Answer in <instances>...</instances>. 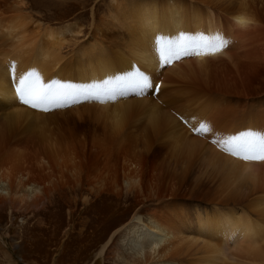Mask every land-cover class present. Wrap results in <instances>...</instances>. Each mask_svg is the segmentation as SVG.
I'll return each instance as SVG.
<instances>
[{"label": "bare ground", "instance_id": "1", "mask_svg": "<svg viewBox=\"0 0 264 264\" xmlns=\"http://www.w3.org/2000/svg\"><path fill=\"white\" fill-rule=\"evenodd\" d=\"M109 1L106 23L88 11L97 41L0 47V209L38 217L39 231L80 225L69 242L81 262L264 264V161L228 151L232 138L251 141L248 155L264 143V0ZM10 6L0 28L21 26L14 36L24 2ZM239 13L258 24L238 29ZM44 30L52 43L81 34L76 21ZM30 70L29 84L51 85L48 112L19 99ZM141 76L155 94H134Z\"/></svg>", "mask_w": 264, "mask_h": 264}, {"label": "rangeland", "instance_id": "2", "mask_svg": "<svg viewBox=\"0 0 264 264\" xmlns=\"http://www.w3.org/2000/svg\"><path fill=\"white\" fill-rule=\"evenodd\" d=\"M13 1L15 0H0V10L8 7L4 14L0 12L1 18L7 17L10 19L17 14L16 11L11 10L10 4ZM22 1L24 2L23 14L25 15V30L23 28L20 32L15 31L13 32L14 36H10V32L19 30L21 26L9 23L12 29L5 30L0 28L1 49L2 47L10 49L16 44H22L23 47L30 48L33 51L40 49L44 52H49L56 47H59L62 52L64 50L68 51L78 46L79 43L85 44L90 43V41H97L94 37L101 36L102 31L97 30L98 33H96L95 30L90 29L91 18H89L88 11L91 7L97 6L94 10L96 16L95 22L97 23H106L107 20H103L102 18H104V15L106 16L113 11L109 6L111 4L109 0ZM85 1L87 5L84 7L83 4ZM11 14L14 16H9ZM73 21H76L81 26V34L78 33L79 36L73 32L66 33L64 36L66 39L63 37L62 39L64 40L57 42V38H55L54 43L45 36V26L58 27L59 25L69 24ZM37 24H40L39 28H37ZM107 32L105 35H107ZM147 205L148 202L140 207V214H146V207H150V204ZM81 207L83 209L84 205L79 203L78 208ZM89 211L87 210L86 212H88V217H91L92 212ZM134 211L135 209L133 208L131 212L133 213ZM30 216V213L11 212L8 208L0 209V249H3L6 254L0 250V264H93L96 260L94 254L96 251L91 254L93 258L90 260L85 259L82 262L78 261V258L72 255L75 253L72 249L76 242L73 240V243H70L69 241H71V238L78 236L80 225L78 227L75 226L76 229L67 228V214L59 216L61 219L65 217L67 223L62 225L58 230H56L55 226L48 225L49 231H45L46 229L39 231L36 227H32L31 225L35 223L34 221L38 217L32 218ZM45 226L47 227V224ZM92 234L94 232L89 230L90 236L82 241V246L91 242ZM111 264L114 263L111 262Z\"/></svg>", "mask_w": 264, "mask_h": 264}, {"label": "snow or ice", "instance_id": "3", "mask_svg": "<svg viewBox=\"0 0 264 264\" xmlns=\"http://www.w3.org/2000/svg\"><path fill=\"white\" fill-rule=\"evenodd\" d=\"M227 41H223L222 44L214 43L210 45L211 51L214 54L219 51L222 46L227 45ZM185 55H200L199 51L195 52H186ZM177 59L180 57L177 56ZM15 66H12V71H14ZM35 70H30L28 73L17 75L16 79L19 81L20 87L16 88V92L19 96L20 101L27 106H30L32 109H40L41 111L48 112L49 109L47 107H41L42 105L48 104L51 102V97L53 96V91L51 85L49 83L40 80L35 86L28 83V77L33 75ZM129 84L132 89H135V95H146V94H155L158 91L159 86L149 80L147 76H141L139 79L130 78ZM116 96H124L125 92L120 91L115 93ZM183 122V118L181 117ZM200 131L208 132V130L200 128L198 130L194 129L193 134H199ZM239 141V142H237ZM218 143V141H215ZM229 143L233 145L231 149H229V154L232 156H237L238 153H245L240 158L243 160H259L264 161V143L260 146V154L259 155H248L247 153L252 148L251 141L247 139L240 138H232Z\"/></svg>", "mask_w": 264, "mask_h": 264}, {"label": "clouds", "instance_id": "4", "mask_svg": "<svg viewBox=\"0 0 264 264\" xmlns=\"http://www.w3.org/2000/svg\"><path fill=\"white\" fill-rule=\"evenodd\" d=\"M233 24L240 30H248L258 24L257 19L246 13H239L232 17Z\"/></svg>", "mask_w": 264, "mask_h": 264}]
</instances>
